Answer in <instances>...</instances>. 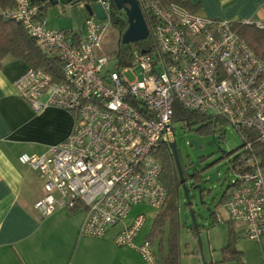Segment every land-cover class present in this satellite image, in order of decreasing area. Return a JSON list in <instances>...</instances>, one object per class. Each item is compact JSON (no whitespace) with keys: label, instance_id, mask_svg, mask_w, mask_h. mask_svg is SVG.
<instances>
[{"label":"built area","instance_id":"2783aa9c","mask_svg":"<svg viewBox=\"0 0 264 264\" xmlns=\"http://www.w3.org/2000/svg\"><path fill=\"white\" fill-rule=\"evenodd\" d=\"M13 1L0 15L19 22L42 53L61 61L58 80L28 67L14 80L15 91L34 112L48 107L74 112L64 140L46 154L19 157L42 180L44 193L33 204L40 216L83 208L80 234L99 238L126 220L134 205L159 210L167 191L155 152L173 139L177 102L221 119L241 136V149L227 160L236 177L224 207L242 237L264 234V164L254 145L264 143V60L239 36L235 22L161 0H137L156 18L155 48H134L129 66L109 70L108 56L98 51L115 10L112 0L100 1L105 19L87 16L77 42L71 32L50 27L37 3ZM131 68L130 81L124 72ZM145 222V214H135L114 242L134 248L146 264H162L148 238L135 243Z\"/></svg>","mask_w":264,"mask_h":264},{"label":"crops","instance_id":"0c3cea01","mask_svg":"<svg viewBox=\"0 0 264 264\" xmlns=\"http://www.w3.org/2000/svg\"><path fill=\"white\" fill-rule=\"evenodd\" d=\"M192 3L198 5L194 13L200 16L253 23L264 31V0H192ZM66 7L72 18L69 32L77 42L84 35V22L89 14L81 1ZM50 9L51 6L46 7L43 16L50 27L57 28L54 17L46 18ZM28 67L23 60L8 55L0 68V264H146L134 248L117 246L114 242L117 232L135 216L131 212L103 237L95 238L80 234L85 217L83 208L73 211L58 208L46 217L34 209V202L44 193L42 180L30 166L21 163L19 157L48 153L50 147L70 133L74 115L55 107L41 112L30 108L13 85ZM144 227L135 237L136 244L147 235ZM239 227L235 226L236 248L244 264H264V234L250 240L239 234ZM186 233L192 238L185 248L181 247V264L220 260L211 256L208 260L202 251L199 254V237L197 239L190 229H186ZM153 246L157 250V243Z\"/></svg>","mask_w":264,"mask_h":264},{"label":"trees","instance_id":"16d2710c","mask_svg":"<svg viewBox=\"0 0 264 264\" xmlns=\"http://www.w3.org/2000/svg\"><path fill=\"white\" fill-rule=\"evenodd\" d=\"M79 1L84 4H91L88 0ZM13 2V0H0V10L11 7ZM161 4H175L190 13H194L198 8V5L193 4L192 0H161ZM39 7L42 14H44L46 7L41 5H39ZM142 13L149 30L148 37L144 40L128 44H123L120 41L121 34L128 26L125 13H121V11L115 8L112 14L111 24L114 25L119 32L117 49L112 54L113 59L116 60L115 66L117 68H123L131 64L132 50L134 48L139 50L155 48L152 32L156 23V18L144 9H142ZM234 25L239 36L246 41L248 46L259 58L264 60V31L253 23L235 22ZM8 55L15 59L23 60L29 67L45 70L51 74L55 80L60 78L61 61L42 53L38 49L36 41L26 34L19 22L4 18L0 15V68L2 60ZM176 118L183 121L187 127L201 124V126L210 129L212 135L215 131L214 119H212L211 116L186 110L177 102L173 105V121ZM254 145L258 150V154L261 155L264 164V143L256 142ZM161 149L162 152L159 153ZM155 157L162 163L163 168L160 179L166 188L167 197L161 208L157 210L158 212L147 232L146 238L152 243H155L157 240L156 253L158 255V251L161 252L160 257L159 255L158 257L162 264H181L179 235L183 224L181 223L178 212L179 192L181 189L179 174L172 155L166 145L160 146L155 152ZM231 168L233 169L232 164ZM197 185H200V182L195 179V181L192 182V186L196 187ZM228 189L229 186H227L221 196L220 201H223V204H225L227 200ZM200 194L203 197L204 189L201 186ZM233 224L234 222L228 219V239L226 245L221 248L222 260H231L235 261L237 264H244L241 252L236 248V241L238 238ZM198 227L199 226H196V228H194L192 225L189 226L194 236H197ZM164 231L167 233L165 245H163L162 241V234ZM208 264H213V262H209Z\"/></svg>","mask_w":264,"mask_h":264},{"label":"rangeland","instance_id":"374dc122","mask_svg":"<svg viewBox=\"0 0 264 264\" xmlns=\"http://www.w3.org/2000/svg\"><path fill=\"white\" fill-rule=\"evenodd\" d=\"M119 11L124 12L123 10ZM50 17H54L52 18L53 21L58 22L57 29L69 32L72 28L70 10L66 6L52 7L46 14L48 20ZM118 40V29L110 24L98 51L99 54L108 56L106 69H115L116 60L113 59L112 54L117 49ZM132 71L133 68L124 72L130 81L135 78ZM70 112L74 115V112ZM214 124V130L221 128L218 139L213 138L210 129L201 126V124L188 128L183 121L177 118L173 121L174 138L190 199V204L186 205V197L181 188L178 200V212L183 224L179 235L180 246L185 248L186 243L191 242L192 236L186 233V229H189L192 223L190 218L185 219L184 217L185 213L191 209L195 214L196 226H199L196 238L199 237L201 250L198 248V253L200 254L202 251L208 260L210 256L214 257L213 259L220 257L218 261L212 259L213 264H237L235 261L222 260L221 248L226 245L228 239V217L223 201L220 200L229 183L236 177L235 170L231 168V164L227 160L231 159L241 149L243 141L228 123L221 119H214ZM190 138H195L202 145H206L205 150L194 151L193 147L188 144ZM208 142H212V145L208 146ZM161 152L162 149L159 150V153ZM215 172L218 173L217 180L209 182L210 175ZM195 179L200 182V186L204 189L203 197L199 189L191 185ZM200 196L202 197L201 200ZM157 212L146 204H137L132 207L131 214H145L144 231H148ZM237 224L234 223L233 225L237 226ZM166 237L167 233L164 231L162 234L163 245L166 244ZM158 255L160 257V251H158Z\"/></svg>","mask_w":264,"mask_h":264},{"label":"water","instance_id":"95a60500","mask_svg":"<svg viewBox=\"0 0 264 264\" xmlns=\"http://www.w3.org/2000/svg\"><path fill=\"white\" fill-rule=\"evenodd\" d=\"M31 1L45 7H48L50 5L51 8L66 6L68 4H74L75 2H79V0H31ZM112 3L114 7L117 8L118 10H123L127 18L128 26L120 36L121 43L128 44L146 39L148 37L149 30L144 20L143 13L138 1L112 0ZM84 7L89 15H94L99 20L105 19L106 15L100 2L84 4ZM188 144L193 147L194 151H203L206 148V145H202L195 138H190ZM207 145L211 146L212 142H208ZM169 147L171 149V152L175 160L176 168L179 174L181 188L186 197V204H190L189 189L185 182L184 172L176 148V142L171 141L169 143ZM217 177H218V173L215 172L210 175L208 181L214 182L217 180ZM196 188H198L200 191V185H197ZM200 200H201V196H200ZM184 217L185 219L190 218L192 226L196 228L195 214L191 209L185 213Z\"/></svg>","mask_w":264,"mask_h":264},{"label":"flooded vegetation","instance_id":"af4514ba","mask_svg":"<svg viewBox=\"0 0 264 264\" xmlns=\"http://www.w3.org/2000/svg\"><path fill=\"white\" fill-rule=\"evenodd\" d=\"M50 6V5H49ZM61 7H64V6H61ZM188 128H190V127H188ZM172 141H175L176 142V140H175V138H174V130H173V134H172ZM168 147V150H169V152L171 153V155H172V158H173V160H174V157H173V154H172V152H171V149H170V147H169V145L167 146ZM176 148H177V143H176ZM174 162H175V160H174ZM181 163V162H180ZM191 185H192V183H191Z\"/></svg>","mask_w":264,"mask_h":264}]
</instances>
